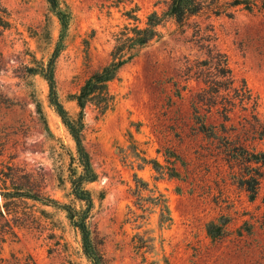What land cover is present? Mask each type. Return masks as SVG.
I'll return each instance as SVG.
<instances>
[{
  "label": "rangeland",
  "instance_id": "rangeland-1",
  "mask_svg": "<svg viewBox=\"0 0 264 264\" xmlns=\"http://www.w3.org/2000/svg\"><path fill=\"white\" fill-rule=\"evenodd\" d=\"M60 1L70 21L55 78L76 118L74 95L110 61L117 35L129 23L144 26L169 0ZM202 1L184 23L166 19L121 69L109 109L86 108L84 144L98 175L87 185L88 225L107 264H264V164L247 160L264 152V138L241 131L246 111L224 121L203 106L201 130L193 109L205 79H215L203 64L212 36L236 85L245 79L259 96L264 120V0ZM0 19V264L28 255L92 264L62 207L85 205L72 194L76 145L48 81L32 73L51 59L61 23L47 0H0ZM252 175H261L254 200L241 182Z\"/></svg>",
  "mask_w": 264,
  "mask_h": 264
},
{
  "label": "trees",
  "instance_id": "trees-1",
  "mask_svg": "<svg viewBox=\"0 0 264 264\" xmlns=\"http://www.w3.org/2000/svg\"><path fill=\"white\" fill-rule=\"evenodd\" d=\"M47 1L61 23L62 33L49 62L44 64L40 71L33 69L32 73H40L48 81L50 104L62 118L75 142L78 167L71 174L72 194L76 201L85 204L83 208L68 204L62 205V207L67 211L72 225L79 230L82 237L83 251L88 259L92 264H107L104 254L95 242L88 225L90 211L94 207V197L87 185L96 181L98 175L93 167L90 153L84 144L86 108L90 104H94L102 112L109 109L114 101V95L110 91V83L118 78L121 69L131 62L142 48L161 35L160 27L166 19L173 18L178 23H184L190 17L198 14L204 8L205 2L202 0H169L167 1V9L162 13L157 10L151 12L144 26L138 23L125 25L116 37V44L111 52L110 61L93 72L79 92L74 95L80 111L78 116L73 118L59 99L55 78V62L63 49L64 34L69 26L70 12L62 6L60 0ZM202 47L206 49L207 54L203 64L207 69L214 67L216 74L214 80L205 79L206 86L199 92L198 98L193 101V109L198 116L200 129L205 130L207 127V114H201L203 106H208L207 112H211L216 107L223 116L224 121H229L234 111L241 110L250 113L252 117L246 119L245 122H241V131H246L247 134L252 133L256 138L263 139L264 120L259 117L261 108L259 96L253 93L245 79H242L240 84L236 85L237 80L230 67L229 58L227 54L219 50L212 36H209L208 43H205ZM37 109L41 115H44L40 103L37 104ZM247 160L264 164V152H252V157ZM260 177L261 175H252L247 180L241 179L242 184L246 186V190L251 192V199L253 200L258 193ZM10 194L7 193L5 196ZM29 197L36 198L35 195ZM169 220H171V217H169ZM16 262L17 264H38L32 255H28L24 260L17 257Z\"/></svg>",
  "mask_w": 264,
  "mask_h": 264
}]
</instances>
